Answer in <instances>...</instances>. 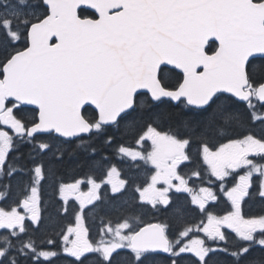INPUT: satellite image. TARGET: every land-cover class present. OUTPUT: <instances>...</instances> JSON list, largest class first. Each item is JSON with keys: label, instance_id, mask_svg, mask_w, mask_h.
I'll return each instance as SVG.
<instances>
[{"label": "snow or ice", "instance_id": "snow-or-ice-1", "mask_svg": "<svg viewBox=\"0 0 264 264\" xmlns=\"http://www.w3.org/2000/svg\"><path fill=\"white\" fill-rule=\"evenodd\" d=\"M108 150L126 167L64 180ZM70 200L53 250L37 233ZM6 201L0 264H264V0H0ZM150 210L165 215L146 222Z\"/></svg>", "mask_w": 264, "mask_h": 264}, {"label": "trees", "instance_id": "trees-1", "mask_svg": "<svg viewBox=\"0 0 264 264\" xmlns=\"http://www.w3.org/2000/svg\"><path fill=\"white\" fill-rule=\"evenodd\" d=\"M116 135L119 138V133H117ZM127 140H128V142H131V137H127ZM114 154H115V152L112 150L102 152V155L108 157V159L101 161L100 165L98 166V168H96L94 170V172L89 171V169L87 167L76 168L74 171L73 170H66L64 172V180L66 182H70L74 178L75 179L87 178V177L93 176V175L96 177V174L98 175L100 170H102V166L105 165V162L109 163L111 160H113L112 158L114 157ZM97 159L99 160V157H97ZM198 163H199V161H198ZM195 165H196L195 162L192 164H189L188 170L189 171L193 170ZM98 170H99V172H98ZM194 183L198 186L200 185V183H198L197 180L193 179L190 183L192 187H194ZM52 197H53V188H52L51 183H48L44 187V201H45L46 206H47V202H49L52 199ZM180 200H182V199H180ZM182 201H184V200H182ZM248 205L250 208L249 207H246V208L249 210V212L251 209V212L256 213L260 210L261 202L259 200H252V201H250V203ZM145 214L146 215H144V221H146V222L154 220L155 218H161L165 215V213L162 210L160 212H157V213L150 210V211H147ZM193 216H194V213H193ZM72 217H73L72 213H67L66 215H62L57 220H53V221L46 220L45 224L41 227L40 232L37 233L38 242L40 240H43V239H51L55 242V249H53V250L60 249L61 240H62V238L60 236L61 229L64 228L66 224H70L73 222ZM145 217H148V218H145ZM121 254L123 255L124 252L122 251ZM92 258L93 257H90L88 259L91 260ZM217 258H219L221 260L228 259L227 257L224 256L223 253H220ZM157 261H158V264H160L159 258H157ZM41 264H72V260L68 261V259L64 258V255H59L56 258L52 259L50 262L49 261L48 262L42 261ZM185 264H187V258H186Z\"/></svg>", "mask_w": 264, "mask_h": 264}, {"label": "flooded vegetation", "instance_id": "flooded-vegetation-1", "mask_svg": "<svg viewBox=\"0 0 264 264\" xmlns=\"http://www.w3.org/2000/svg\"><path fill=\"white\" fill-rule=\"evenodd\" d=\"M194 150V149H193ZM113 160H111L109 163H107V162H105V165H103L102 166V170H100V172H99V170H98V175L96 174V178L99 180V179H106V176L104 175V172H105V169L106 168H108L109 166H116L118 169H122L121 167H119L117 164L118 163H120L121 164V161H118L117 160V157H116V154H114V157L112 158ZM190 163H188V162H186L185 163V165L184 166H182V171H184V172H190L189 170H188V165H189ZM122 165V164H121ZM125 168V167H124ZM242 174V173H241ZM209 178L211 179V177L209 176ZM78 179H80V180H86L85 178H78ZM257 179V178H256ZM231 183H232V181H231V179L229 180V182H228V186L230 187L231 186ZM219 185V184H218ZM89 185L87 184V183H85V184H82L81 185V191H83V192H87L88 191V189L89 188H87ZM103 191H105V192H107V191H109V188L108 187H105L104 189H103ZM175 195V194H174ZM179 195V194H178ZM180 198V197H179ZM223 198V195H220V199H222ZM187 199H190L189 198V196H187ZM225 204H226V202L225 201H223V202H219L218 204H215L214 205V207H215V209L217 210V212L219 213V214H223V211H222V209H224L225 208ZM249 202L245 205V211L246 212H249V210L246 208V207H249ZM0 205H2V206H5L4 205V202H0ZM78 205H79V202L78 201H75V200H70L69 201V203H68V212L67 213H72V216H73V209H76V208H78ZM1 207V206H0ZM250 208V207H249ZM85 211H87V209L85 210ZM153 212H160V211H155V210H152ZM250 213H254V212H251V209H250ZM144 215H146V214H144ZM144 215L142 216V219L144 220ZM145 218H148V217H145ZM72 220H73V222H74V217H72ZM97 219H93L91 216H89V218L87 219V221H86V224H87V226L89 227V238L90 239H92V240H98L100 237H99V235H98V225H99V221L97 220ZM154 220H151V221H149V222H153ZM72 222V223H73ZM66 225H68V224H66ZM65 225V226H66ZM226 231H229V230H227L226 229ZM232 235H234V234H232ZM62 248V244H61V246H60V249ZM45 250H47V249H45ZM62 255V254H61ZM88 255V258H90V257H93V254H87ZM64 258L65 259H68V261H70V260H72L73 261V258H71V257H69V256H67L66 254H64ZM43 261V260H42ZM44 262H48V261H44Z\"/></svg>", "mask_w": 264, "mask_h": 264}, {"label": "rangeland", "instance_id": "rangeland-1", "mask_svg": "<svg viewBox=\"0 0 264 264\" xmlns=\"http://www.w3.org/2000/svg\"><path fill=\"white\" fill-rule=\"evenodd\" d=\"M195 163H198V161H196ZM98 168V167H97ZM205 180H209L210 178H209V176H205ZM257 179H258V177H257ZM196 180V179H195ZM211 180H215V178L214 177H211ZM197 181H199V180H197ZM219 184V183H218ZM202 186H209L208 184H206L205 183V185H202ZM218 186V185H217ZM194 187L195 188H197V190L199 189V187H201V186H198V185H196L195 183H194ZM87 188H89V186L87 187ZM185 195V196H184ZM189 196V195H188ZM179 197H180V199H182V200H188L187 199V194L186 193H182V194H179ZM186 197V198H185ZM190 198V197H189ZM223 201H225L226 202V197H224L223 196V198L222 199H220V202H223ZM249 203H250V201H249ZM193 219H195V220H199V216L196 214V213H194V216H193Z\"/></svg>", "mask_w": 264, "mask_h": 264}, {"label": "water", "instance_id": "water-1", "mask_svg": "<svg viewBox=\"0 0 264 264\" xmlns=\"http://www.w3.org/2000/svg\"><path fill=\"white\" fill-rule=\"evenodd\" d=\"M91 107H94V106H91Z\"/></svg>", "mask_w": 264, "mask_h": 264}]
</instances>
